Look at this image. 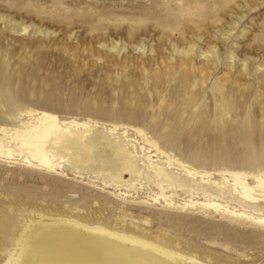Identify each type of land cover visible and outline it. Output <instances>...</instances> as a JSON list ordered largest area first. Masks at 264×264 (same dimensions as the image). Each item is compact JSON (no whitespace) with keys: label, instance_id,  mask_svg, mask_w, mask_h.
Returning <instances> with one entry per match:
<instances>
[{"label":"rangeland","instance_id":"obj_1","mask_svg":"<svg viewBox=\"0 0 264 264\" xmlns=\"http://www.w3.org/2000/svg\"><path fill=\"white\" fill-rule=\"evenodd\" d=\"M30 110L99 122L95 136L111 142L102 124L141 129L175 159L220 175L202 180L153 158L171 177L164 187L177 204L169 206L152 200L161 189L149 185L156 179L140 148L142 180L110 141L78 171L0 156V264L38 214L131 234L205 264H264V226L180 206L213 195L249 210L225 177L264 173V0H0V126L27 121Z\"/></svg>","mask_w":264,"mask_h":264},{"label":"bare ground","instance_id":"obj_2","mask_svg":"<svg viewBox=\"0 0 264 264\" xmlns=\"http://www.w3.org/2000/svg\"><path fill=\"white\" fill-rule=\"evenodd\" d=\"M27 116V121L21 119L13 127L0 126V156L6 160L21 161L38 170L63 173L68 166L77 168V171L78 168L89 167L98 161L96 150L99 142H107L109 146L111 140L105 136H95L94 132L96 128H100V123L90 119L63 120L56 114L38 110L28 111ZM102 126L108 134L116 138L114 142L110 141V145L116 157L125 161L124 168L142 180L144 172H139L138 159L140 148L149 161L147 168L154 173L156 179L149 185H156L161 189V196L152 197L155 202L163 199L169 206L177 204L167 196V189L164 187V184L171 185V177L166 173V169L155 164V157L161 158L162 155L167 158L170 167L181 166L190 176L202 180L220 175L199 171L175 159L141 129L132 128L143 143L138 141V136L130 134L129 127L106 124ZM120 132L122 137H117ZM228 176L230 179L225 177V180L232 183L236 199L246 204L249 210L231 209L219 201L220 197L213 195H208L204 202L193 199L180 206L211 209L230 214L241 221L264 226V204L259 203L264 202V173L232 171ZM251 179L255 182H251ZM127 195L128 193L120 194ZM16 242L15 254L5 264H205L134 235L113 231L100 225L85 224L75 218L61 215H36L22 226Z\"/></svg>","mask_w":264,"mask_h":264}]
</instances>
